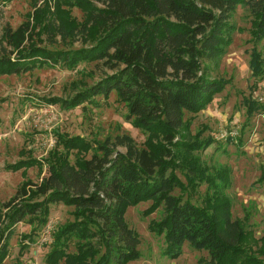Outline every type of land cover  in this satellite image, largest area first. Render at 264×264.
<instances>
[{"label": "trees", "instance_id": "1", "mask_svg": "<svg viewBox=\"0 0 264 264\" xmlns=\"http://www.w3.org/2000/svg\"><path fill=\"white\" fill-rule=\"evenodd\" d=\"M53 1L55 10L68 16L80 9L84 21L67 25L61 14L57 25L50 24L51 42L60 36L64 43L98 29L96 41L60 49L34 41L31 20L16 29L7 26L10 49L0 41V76L46 66L74 69L81 63H102L112 73L71 98L44 101L73 109L86 102L98 104L97 96L108 99L115 92L127 108V121L148 137L139 146L129 134L92 141L56 132L55 146L46 158L29 155L7 164L10 171L37 167L47 175L40 182L23 180L0 207V264L9 255L15 226L24 221L47 224L55 204L73 207L74 219L54 233L47 264H128L141 253L139 235L125 214L142 201H152L145 214L163 208L162 218L149 227L164 234L165 256H181L188 243L208 252L209 257L196 264H264V235L256 237L246 218H233L232 199L226 193L231 186L229 168L203 164L195 152L207 148L211 139L189 137L185 118L186 112L204 110L228 84L212 71L231 44L237 29L231 19L239 5L251 13L252 37L264 38V0ZM41 9L36 5L40 17ZM250 66L253 76L262 79L261 52L252 54ZM249 105L256 108L252 100ZM118 146L126 151H117ZM181 152L183 160L176 158ZM177 169L194 186L205 182L203 205L175 194L184 188ZM258 182H264V166ZM26 240L31 243V234L22 236V250L29 245ZM72 244L75 251L70 250Z\"/></svg>", "mask_w": 264, "mask_h": 264}, {"label": "rangeland", "instance_id": "2", "mask_svg": "<svg viewBox=\"0 0 264 264\" xmlns=\"http://www.w3.org/2000/svg\"><path fill=\"white\" fill-rule=\"evenodd\" d=\"M1 0L0 1V41H5V29H16L22 22L31 20L35 26L34 38L37 43L60 49H74L89 46L96 41L98 29L89 34L76 35L62 43L60 36L54 44L53 27L63 15L67 25H80L84 15L78 8L72 9V16L55 10L53 0ZM41 7L42 17L35 14ZM40 12V10H39ZM252 16L250 11L239 5L232 16V23L237 29L232 34V41L212 75L228 81L225 89L214 97L204 110L198 113L186 112L189 125L186 134L189 137L211 139V144L196 151L195 154L204 165L213 168L228 167L231 186L226 193L231 197L233 218L247 219L255 230L256 237L264 235V182H258L264 166V106L258 98L264 93V75L257 79L250 66L252 54L264 56V38L252 37ZM50 24L53 25L49 31ZM61 42V43H60ZM10 49V47H8ZM8 49V50H9ZM112 71L102 63H81L74 69L61 65L35 68L29 72L0 76V207L13 197L25 179L40 182L47 175L46 170L39 173L37 167L27 171H10L7 164L14 163L29 155L46 158L55 146L56 132L69 136L80 135L88 140H114L117 136L131 135L139 146H143L148 135L127 121V108L115 92L108 99L97 96L98 104L86 102L73 109H64L59 104H50L44 98H71L77 92L87 89ZM250 100L256 108H250ZM236 131V135L222 137L223 132ZM117 151L126 148L118 146ZM181 154L177 159L183 160ZM183 163V161H181ZM46 169V166L44 167ZM175 173L184 188L176 189L175 194L203 205L206 191L205 182L196 186L188 183L183 170ZM152 201H142L130 206L125 214L128 225L140 238L138 249L141 256L128 264H196L200 258H208V252L197 250L186 243L183 254L169 258L163 254L165 237L150 230L153 220H160L163 208L151 214H145ZM73 207L64 204L51 206L47 224L18 223L10 239L9 255L2 264H47L46 255L50 251L53 235L58 228L74 219ZM31 234V243L21 249L22 236ZM71 251H75L72 244Z\"/></svg>", "mask_w": 264, "mask_h": 264}, {"label": "built area", "instance_id": "3", "mask_svg": "<svg viewBox=\"0 0 264 264\" xmlns=\"http://www.w3.org/2000/svg\"><path fill=\"white\" fill-rule=\"evenodd\" d=\"M258 100H259V102L264 106V93H262L261 97H259ZM236 134H237L236 131H232V132H230V133H228V132H223V133H222V137H225V136H227V135H232V136H234V135H236Z\"/></svg>", "mask_w": 264, "mask_h": 264}]
</instances>
